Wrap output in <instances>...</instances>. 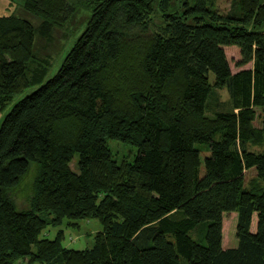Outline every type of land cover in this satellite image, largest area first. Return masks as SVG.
<instances>
[{
    "label": "trees",
    "instance_id": "trees-1",
    "mask_svg": "<svg viewBox=\"0 0 264 264\" xmlns=\"http://www.w3.org/2000/svg\"><path fill=\"white\" fill-rule=\"evenodd\" d=\"M172 2L23 0L38 28L0 16L2 110L44 77L42 63L27 75L36 31L49 38L76 5L90 9L56 73L1 121L0 264H264V0L226 12L217 0ZM231 45L250 68L231 71ZM222 88L228 103L208 114ZM108 139L135 146L133 160H117ZM31 163L19 209L10 193ZM224 212L237 214L236 247H222ZM86 219L101 225L92 246H64L63 227ZM48 226L53 238L40 236Z\"/></svg>",
    "mask_w": 264,
    "mask_h": 264
},
{
    "label": "rangeland",
    "instance_id": "rangeland-1",
    "mask_svg": "<svg viewBox=\"0 0 264 264\" xmlns=\"http://www.w3.org/2000/svg\"><path fill=\"white\" fill-rule=\"evenodd\" d=\"M231 0H217L216 6L220 12H226L230 8ZM179 5V0H173L172 8H177ZM15 15L23 19L30 21L35 28H38L40 24V18L27 11L23 7V0H0V16L1 15ZM90 16V9L83 6L81 3L76 5V8L73 12L72 17L67 20V22L62 27H55L52 31L51 37L43 38L36 31L35 40H34V55L33 60L28 64L27 75L30 76L34 67L38 63H42L45 66V74L41 82L52 77L57 69L59 68L63 58L66 53L74 44L77 37L83 31L87 20ZM140 30H138L139 32ZM224 52L228 60L231 71L234 73L238 70L250 68L251 63L245 64L243 66H236L235 62L240 58L239 49L234 46H224ZM210 83L213 82L214 76L209 74ZM32 84L24 89L22 92L13 96V98L8 102L4 109H0V124L3 120L5 114L11 109L12 105L19 99L25 97L32 91H34L40 84ZM228 93L226 89H216L212 93L209 99V107L207 108V113L215 109H221L224 107V104L228 103ZM262 118H258L254 126L258 129L263 127ZM107 144L114 157L117 160H121L126 157V159L132 161L133 156L136 153L135 146L130 144L115 140L108 139ZM199 147L200 154V172H203V161L204 157L208 155L207 148L203 145L197 144ZM205 147V148H204ZM260 146H250V149L259 151ZM77 159L78 154L75 153L73 159L70 162V167L75 172L77 169ZM36 173V164L31 163L27 173L20 180L18 185L11 191L10 196L13 199L17 208H26L29 204V197L31 196V185L33 178ZM255 175V171L250 169L246 172V180ZM45 215V214H44ZM43 215V216H44ZM236 212H224L223 213V223H222V247L223 248H232L236 247ZM63 227V226H62ZM59 227L48 226L40 236L53 238ZM64 240L63 245L73 249H84L89 248L93 244V234L101 229L100 223L95 219H86L80 221L79 228H64ZM15 264H28L27 258L20 259ZM40 264V263H33Z\"/></svg>",
    "mask_w": 264,
    "mask_h": 264
}]
</instances>
